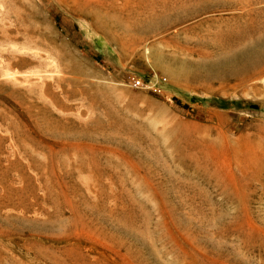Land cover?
I'll use <instances>...</instances> for the list:
<instances>
[{"label":"rangeland","instance_id":"1","mask_svg":"<svg viewBox=\"0 0 264 264\" xmlns=\"http://www.w3.org/2000/svg\"><path fill=\"white\" fill-rule=\"evenodd\" d=\"M0 264H264V0H0Z\"/></svg>","mask_w":264,"mask_h":264},{"label":"built area","instance_id":"2","mask_svg":"<svg viewBox=\"0 0 264 264\" xmlns=\"http://www.w3.org/2000/svg\"><path fill=\"white\" fill-rule=\"evenodd\" d=\"M133 86L136 87V88H140V87H143L144 86V82L141 81L140 79H137V78H134L133 79V82H132ZM156 90V88H155ZM157 91V90H156Z\"/></svg>","mask_w":264,"mask_h":264}]
</instances>
